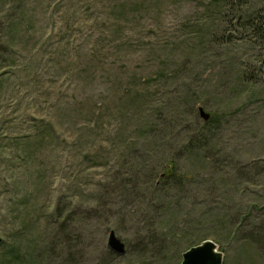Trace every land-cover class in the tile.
I'll list each match as a JSON object with an SVG mask.
<instances>
[{"label": "rangeland", "instance_id": "1", "mask_svg": "<svg viewBox=\"0 0 264 264\" xmlns=\"http://www.w3.org/2000/svg\"><path fill=\"white\" fill-rule=\"evenodd\" d=\"M263 9L0 0V264H264Z\"/></svg>", "mask_w": 264, "mask_h": 264}, {"label": "water", "instance_id": "2", "mask_svg": "<svg viewBox=\"0 0 264 264\" xmlns=\"http://www.w3.org/2000/svg\"><path fill=\"white\" fill-rule=\"evenodd\" d=\"M200 115L208 121L209 114L203 108H200ZM108 248L117 256H123L126 253L125 243L111 230L108 237ZM181 264H223L224 254L217 249V245L212 240H205L185 251L182 255Z\"/></svg>", "mask_w": 264, "mask_h": 264}, {"label": "trees", "instance_id": "3", "mask_svg": "<svg viewBox=\"0 0 264 264\" xmlns=\"http://www.w3.org/2000/svg\"><path fill=\"white\" fill-rule=\"evenodd\" d=\"M256 18H257V20L258 21H256V24H254L253 22L254 21H252V22H250L251 24V28L253 29V30H255L256 32H258V34H260V33H264V9L262 10V12H259L258 14H257V16H256ZM258 22V23H257ZM263 35V34H262ZM213 120H211V122H212ZM206 124H208V123H206ZM209 125H211V123H209ZM196 144V143H198V140H197V138H195V140L193 141V144ZM190 146H192L191 145V143H190ZM194 146V145H193ZM190 148V147H189ZM192 148V147H191ZM194 148V147H193ZM166 178H168V180L170 181V180H174V181H180L181 179H182V175H178L177 174V171H176V164L174 163V162H171V165H168L166 168H165V172L164 173H162V175H161V180H163V181H165V179ZM160 180V181H161ZM160 181H158V184H160ZM238 233V232H237ZM260 242H263V241H260ZM251 243V242H250ZM252 244V243H251ZM257 244V243H256ZM258 244H259V242H258ZM257 244V245H258ZM254 245V244H253ZM258 248H259V246H258ZM260 249V251L262 252L264 249L263 248H259ZM263 249V250H262ZM111 256H113L112 254H110ZM248 255V254H247ZM244 257V256H243ZM245 257H247L246 255H245ZM245 260H247V259H245ZM224 264H228L227 263V261H224ZM245 264H249V262H248V260L245 262Z\"/></svg>", "mask_w": 264, "mask_h": 264}]
</instances>
